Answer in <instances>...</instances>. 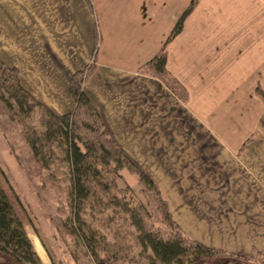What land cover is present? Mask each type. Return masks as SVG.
Wrapping results in <instances>:
<instances>
[{"label": "crops", "instance_id": "1", "mask_svg": "<svg viewBox=\"0 0 264 264\" xmlns=\"http://www.w3.org/2000/svg\"><path fill=\"white\" fill-rule=\"evenodd\" d=\"M0 0V61L57 116L73 75L180 231L264 256V0ZM182 101L140 69L159 52Z\"/></svg>", "mask_w": 264, "mask_h": 264}, {"label": "trees", "instance_id": "2", "mask_svg": "<svg viewBox=\"0 0 264 264\" xmlns=\"http://www.w3.org/2000/svg\"><path fill=\"white\" fill-rule=\"evenodd\" d=\"M193 4L183 12L170 38L181 31ZM140 71L157 77L179 99L186 101V90L166 69L164 51L143 65ZM83 77L78 73L71 78L70 94L77 104L74 114L57 116L35 102L21 87L15 69L0 62V102L11 118L25 126L24 138L41 169L49 170L53 175L50 166L60 163L64 167L69 213L63 225L90 258V264L121 261L123 252L116 248L120 239L112 235L111 241L108 240L100 228L93 225L98 216H108L106 212L111 209L113 212L114 208L126 215L136 233L135 241L141 253L150 254V264H203L215 257L232 258L196 243L179 230L158 186L129 161L104 128L91 101L82 92ZM33 115L40 118V129L31 127ZM122 170L137 177L138 193L147 200L145 207L130 187H117L116 180L121 179ZM113 205L114 208L109 209ZM149 206L159 213L158 218H162L167 233L154 229L147 221L149 212L146 208ZM41 263L50 264V260L0 174V264Z\"/></svg>", "mask_w": 264, "mask_h": 264}, {"label": "rangeland", "instance_id": "3", "mask_svg": "<svg viewBox=\"0 0 264 264\" xmlns=\"http://www.w3.org/2000/svg\"><path fill=\"white\" fill-rule=\"evenodd\" d=\"M192 3H194V7L196 1L194 0ZM1 63L5 67L10 68L3 62ZM146 75L149 74L146 73ZM86 76L87 73L83 77V82ZM83 82L81 84V89ZM186 93L187 101L189 95L187 91ZM256 93L259 98L264 100L263 93L259 86L256 87ZM32 99L38 104H41L34 98ZM41 105L44 106L43 104ZM76 105L75 101L74 109ZM73 114L74 110L71 114L66 115ZM33 116L34 117L30 119L31 127L40 129V118L35 115ZM24 131L25 126L17 123L15 118H11L4 104L0 102V174L22 214L38 237L50 260V264H90V258L76 245L63 225L69 213L66 199L68 182L67 177L62 173L64 167L60 163L50 166V168L52 167L51 170L54 173L53 175H50L49 170L41 169L39 163H37L33 157L26 138H24ZM56 151L58 152L57 149ZM56 167L57 170H55ZM147 176L152 179L149 175ZM120 177V180H116L117 187L119 189H123L127 186L130 187L133 193L136 194L138 199L142 200L144 204H142L141 201L139 202L143 206L146 205L147 200L138 193L137 177L130 174L127 170H122L120 172ZM111 208H114V205L109 209ZM146 210L149 212L146 215L147 221L153 224L154 229L167 233L165 223L161 221L162 218H158L159 213L154 212L152 206H149ZM168 210L170 212L169 206ZM111 211L112 209L106 212V214H109L108 216L102 218L98 216L96 223L93 225L97 228L99 227L101 232L107 236L108 240L111 241L112 235L120 239L116 248L123 252V255L120 256L121 261L116 264H150V254H148V252L141 253V249L135 241L136 233L126 220V215L118 208H114L113 212ZM203 264H264V256L256 253L252 254L249 258L236 256H232L230 259L226 256L215 257Z\"/></svg>", "mask_w": 264, "mask_h": 264}]
</instances>
